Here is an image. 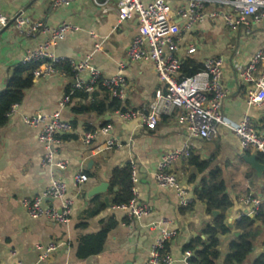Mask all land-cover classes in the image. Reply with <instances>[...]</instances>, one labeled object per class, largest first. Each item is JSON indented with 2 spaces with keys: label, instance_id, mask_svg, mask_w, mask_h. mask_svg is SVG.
Masks as SVG:
<instances>
[{
  "label": "crops",
  "instance_id": "obj_1",
  "mask_svg": "<svg viewBox=\"0 0 264 264\" xmlns=\"http://www.w3.org/2000/svg\"><path fill=\"white\" fill-rule=\"evenodd\" d=\"M106 0H96L104 4ZM116 0L98 6L92 0L73 2L55 9L52 0H0V13L10 21L22 14L31 26L40 25V30L31 36L21 35L12 24L0 31V94L21 66L27 53L43 46L52 32L61 25L78 28L57 40L49 50L58 58L75 63L90 57L92 66L103 78L122 76L125 80L124 99L121 109L132 114L124 120L118 111L98 114L100 105H107L112 96L100 86L85 91L86 98L70 99L69 104L59 107L65 95L78 92L73 88L72 76L59 74L42 79H33L24 91L14 114L0 127V264H146L150 249L157 238L153 223L166 222L164 226L175 236L166 244V252L172 264H189L194 250L184 248L201 234L206 226H212L217 216L207 213L204 203L196 198L202 181L208 180L210 171H219L225 185V193L231 207L224 214V224L229 234L220 236L219 257L215 264H224L229 244L240 232L233 229L235 222L248 215L242 204L245 197L264 202V172L258 175L243 160L245 154L237 137L219 127L209 140L189 137L185 127L178 124L176 114L162 115L154 129L140 124L139 116L147 115L156 92H165L164 84L155 75L151 64L130 62L126 53L136 35L137 20L120 23L115 11ZM176 4H171V16L180 27L176 56L201 65L207 59L221 62V84L225 94L220 114L227 122L237 125L247 116L252 128L264 135V103L248 106L247 97L254 91L253 83L241 80L237 68L247 66L256 53L260 52L264 62V17L255 24L251 19L235 32L225 26L221 17L205 19L192 29L184 30L175 17ZM221 8H208L206 12H221ZM100 44L98 51L94 47ZM189 49H194L188 54ZM88 83V72L76 77ZM59 114L60 120L70 124L72 130L57 136L55 161L64 162L65 170L58 172L42 164L45 151L38 142L39 129L23 124V118L37 114L51 116ZM106 129V133L101 130ZM95 132V139L86 146L83 135ZM113 140L118 147L107 150L105 142ZM185 142L190 143L188 159L174 161L167 170L183 187L190 205H178L173 190L159 187L154 173L159 159ZM208 162L209 169L200 173L194 163ZM261 164V163H260ZM131 168L130 182L136 194V202L145 205L149 213L140 219L113 205L114 195L109 194L110 180L114 170L125 166ZM264 165V164H262ZM85 174L88 180L75 185L73 177ZM133 178V181H132ZM52 179H61L66 186L65 198L71 201V213L66 224H56L46 219L30 217L21 206L24 199L43 195ZM101 184H107L106 192L89 196ZM116 190V189H114ZM106 200V202H105ZM43 207L59 210L61 203L51 199L42 200ZM101 251L95 256L81 259L77 251L84 238L95 236L107 226ZM256 236L248 259L243 264H252L264 256V227L256 225ZM49 247L56 250L44 259L41 255Z\"/></svg>",
  "mask_w": 264,
  "mask_h": 264
},
{
  "label": "built area",
  "instance_id": "obj_2",
  "mask_svg": "<svg viewBox=\"0 0 264 264\" xmlns=\"http://www.w3.org/2000/svg\"><path fill=\"white\" fill-rule=\"evenodd\" d=\"M82 0H52L55 9L65 7L73 2ZM96 5V0H92ZM171 4H176L175 17L183 24L184 30L204 21L221 17L225 26L230 31H236L240 26L246 25L247 20L255 24L264 17V0H116L115 11L120 23L132 19L137 20L136 35L130 43L126 57L130 62L151 64L157 78L164 84L165 92H156L150 111L147 115L139 116L140 124L147 129H154L158 118L162 115L176 114L178 124L185 127L189 137L209 140L216 135L219 127L232 132L238 139L242 154L249 150L264 159V135L258 134L251 126L247 116L242 118L240 124L233 125L224 120L220 114V108L225 94L221 84V62L217 59H207L202 63V69L190 77L180 76L182 61L176 56L177 42L180 37V27L175 24L171 16ZM208 8H221V12H206ZM12 24L21 35L31 36L40 30V25L31 26L29 20L22 14L9 20L0 13V31ZM78 28L70 25H61L52 32L50 39L33 52H29L21 60V64L31 63L36 66L32 72L33 79H42L50 75L66 74L58 72L55 66L67 62L74 80L75 90L91 91L93 87L100 86L106 90L112 98L119 101L124 99L125 80L122 76L103 78L92 66L89 65L90 57L83 62L75 63L58 58L49 53L50 48L57 40H62L68 32H77ZM100 44L94 47L98 51ZM194 49H189L192 54ZM88 72L90 80L84 84L76 77L82 72ZM239 77L243 82L253 83L254 91L247 97L248 106H260L264 103V62L262 53L258 52L250 63L242 68H237ZM70 95H65L59 104L60 108L69 104ZM17 105L11 107L7 118L12 116ZM124 120L132 119L134 113H122ZM24 125L38 128V142L42 145L45 154L42 164L55 169L58 172L65 170L64 162L55 161V147L58 143L57 136L71 132L69 123L60 120L59 114L51 116L37 114L34 117L23 118ZM106 133V129L101 130ZM95 132H86L83 135V143L88 146L95 139ZM118 147L113 140L105 142V148L111 150ZM191 154L190 143L185 142L179 149L163 155L155 169L154 180L164 189L173 190L176 194L178 205L189 206L183 187L175 176L167 170L178 159H188ZM132 177V176H131ZM88 177L85 174H77L73 177L75 185L86 183ZM133 181V178H132ZM66 186L61 179H52L49 187L42 196L21 201V206L27 214L35 219H46L56 224H66L71 213V201L65 198ZM51 199L61 203L59 210L43 207V199ZM136 194L131 192V199L126 205L118 208L125 211L130 218L140 219L147 216L148 208L135 200ZM242 204L248 208V215L255 216L261 201L257 198L245 197ZM166 222L153 223L151 230H156L157 238L152 245L146 264H172V259L165 251L166 244L175 236L164 226ZM56 247H49L41 255L46 258L53 253Z\"/></svg>",
  "mask_w": 264,
  "mask_h": 264
},
{
  "label": "trees",
  "instance_id": "obj_3",
  "mask_svg": "<svg viewBox=\"0 0 264 264\" xmlns=\"http://www.w3.org/2000/svg\"><path fill=\"white\" fill-rule=\"evenodd\" d=\"M35 68L36 66L31 63L21 64V66L14 71L13 77L6 85L5 91L0 94V127L5 124L7 114L9 113L11 107L20 103L24 91L29 89L32 85V72ZM55 69L68 76H73L67 62L56 65ZM201 69V65H196L187 59L182 61L180 76L190 77L199 72ZM77 97L86 98L84 90H78V92H74L73 95H70L71 100ZM121 105L122 104L118 99L112 98V101L107 105V107L100 105L95 108V111L98 114H103L109 111L124 113V110L120 108ZM257 161L264 164V159L259 155L257 157ZM191 162L194 163V161ZM193 165L200 173L209 169L208 162L194 163ZM131 174V168L128 165L122 169H116L112 173L109 194L114 195L113 205L115 207L126 205L131 199ZM220 179L219 171H210L208 180H203L201 189L196 191V198L198 201L204 203L207 213L218 211L220 215L214 218L212 226H206L201 232V234L206 238L204 242L198 237L192 240L191 243L184 248L185 251H193L195 245L200 244L201 246L200 250L194 251L193 256L188 259L189 264H215L219 257L218 238L229 234L230 232V229L224 224V214L231 207V201L226 195L225 185ZM256 225L264 227V202L259 206L254 219L242 217L234 223L233 229L240 232V236L229 244L228 255L225 257L224 264H243L248 259L252 243L256 236V229L254 228ZM111 228L112 226L109 225L99 234L84 238L77 251V256L84 259L99 254L103 246L106 233ZM252 264H264V256L259 257Z\"/></svg>",
  "mask_w": 264,
  "mask_h": 264
},
{
  "label": "water",
  "instance_id": "obj_4",
  "mask_svg": "<svg viewBox=\"0 0 264 264\" xmlns=\"http://www.w3.org/2000/svg\"><path fill=\"white\" fill-rule=\"evenodd\" d=\"M242 160L247 164L249 165L254 171H256V173L258 175H260L261 173L264 172V165L260 164L258 161H257V157L255 155L253 156H242ZM106 188H107V184H101L99 185L98 187H96L95 189H93L89 196H95V195H99V194H102V193H105L106 192ZM106 202V200H105ZM212 216H217L219 213L217 211H213L212 213Z\"/></svg>",
  "mask_w": 264,
  "mask_h": 264
}]
</instances>
